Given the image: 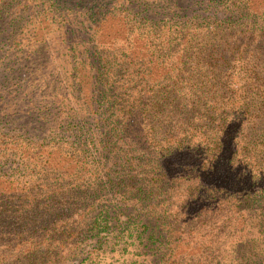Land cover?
Masks as SVG:
<instances>
[{"label":"trees","instance_id":"1","mask_svg":"<svg viewBox=\"0 0 264 264\" xmlns=\"http://www.w3.org/2000/svg\"><path fill=\"white\" fill-rule=\"evenodd\" d=\"M37 1L58 15L56 50L92 77L85 99L73 80L29 82L15 55L48 52L23 37L40 10L0 0V162L39 157L55 175L0 178V264H63L109 224L135 238L134 264H264V0Z\"/></svg>","mask_w":264,"mask_h":264},{"label":"rangeland","instance_id":"2","mask_svg":"<svg viewBox=\"0 0 264 264\" xmlns=\"http://www.w3.org/2000/svg\"><path fill=\"white\" fill-rule=\"evenodd\" d=\"M110 1L114 3L117 0H86L81 3V6H86L87 4H91V3H96V4L101 3V2L109 3ZM141 1L142 2H145V1L153 2V5L157 6L156 8H160V4H161L160 0H141ZM254 1L256 2L257 0H254ZM32 3H33V6L38 8L35 10H37V12L39 10L40 11L38 12V15L34 18V20L32 18L27 23V28L23 30L24 26L21 27V29L24 31L23 37L27 38L30 33H33V35L38 39L37 45L44 44L45 46L44 50L48 49V52H45V56L44 55L41 56L40 59H35V61L32 64L29 61H26V64H24L25 63L24 53L20 52V50L17 51L15 55L16 61L19 64H21L19 65L20 67L23 66L21 68L22 70L25 71V78H27L29 82L34 83L35 74L38 73L39 75L44 74V76L48 79L50 83H53L52 81H54V79L57 80L56 79L57 76L59 80L61 81L73 80L75 81V83H80V87L83 90L82 93L84 97L85 91L87 90L90 84V81H91V77H92L90 66L87 63V60L81 57L74 56L75 52L69 51V49H66L64 51L63 56L61 55L60 52L57 51L58 45L54 43V40H56V34L58 33V30H57L58 25H59L58 15H55L53 17L52 14L49 13L48 9L42 7V5L37 0H32ZM124 7H128V3L125 4ZM13 11L14 10H11L10 13L7 14V16L13 17L14 16V14H12ZM40 13H43V14L45 13V17L41 18L43 14L40 15ZM22 15L25 16L23 23L26 24V20L29 19V14L25 12ZM16 16L18 17L19 15H16ZM38 17H40L39 20L37 19ZM159 17L161 16H158L156 18L161 19ZM134 24L137 25V30L139 32L137 30H134L133 27L130 28ZM178 25L179 24H177V26ZM118 27L119 26L117 24H114L111 21H109V26L106 28V31L104 29V32L108 33V36L106 37V43L108 45L109 43L107 42V40L111 42L112 39H114L115 37L117 38L119 36L117 35ZM125 29H128L126 33L131 38H135V40L137 41V38L141 37L145 32H147V29H149V27L146 26L144 19H142V15H139L137 16V19H135V23L132 22L130 19H128ZM25 31L28 34H26ZM151 35L153 36V38L158 39V43H157V47H158L160 36H161L160 29L154 28L153 33H151ZM153 38H152V41H153ZM162 39H163V36H162ZM175 40L179 41L178 39H175ZM198 41H200V38L198 40H194L193 42L198 43ZM39 42L41 44H39ZM154 42L156 43L157 41H154ZM6 43L7 44L4 45V49H10L8 47V44H10L9 41H7ZM23 44H27V41H24ZM135 47L139 48L138 41ZM42 52L43 51H41V53ZM73 66L76 67L75 70L73 69ZM34 89H39V87L38 88L35 87ZM59 89L61 93L64 92L63 87H60ZM28 91L29 92H27V90L25 89L24 93H31L30 90ZM50 92H53L50 88L49 90H46V88L45 89L43 88L39 90V92H36L35 90H33L32 93L39 94V98H41L39 100H45L47 95H49ZM20 94L21 93L19 92V96H17L15 99L16 106L19 104L24 106L25 103L26 104L32 103L31 101H28L29 103H27V101L23 100L25 99V97L27 99L30 96H27L23 93L21 95ZM20 128L22 127L17 124V127H15L13 130L14 133H17V134L21 133ZM6 134L7 135L5 136V138L8 137V133ZM69 138L70 140L75 141V138H73V136ZM37 141H38L37 143H39L43 147L49 145L46 142V140H41V136L40 138L37 139ZM26 150L28 152L29 149H26ZM10 158L11 160H9L7 164H2L0 162V178L1 179H12L16 175V176H21L24 179H29V180L35 179L36 181L43 183L46 181L51 182L53 180L52 176H55L53 173L49 174V172L45 169V165H43L42 162L37 161L39 157L33 158V159H23L22 157L17 158L16 155H12ZM74 162L75 161H68L67 163L65 158H61L58 167L66 165V167H69L70 169L71 167H73ZM49 164H51V162H49ZM134 240L135 238L132 239L127 234H125L124 237L119 238L118 232L116 231L113 232V226L109 224V228L105 232L100 233V236L93 237L85 241L81 245L80 249H78V251L75 254L71 255L70 257L65 256L63 258L64 260L63 264H134V261L143 259V257L138 255V253L141 254L142 250L141 248L137 247V242L133 243Z\"/></svg>","mask_w":264,"mask_h":264}]
</instances>
